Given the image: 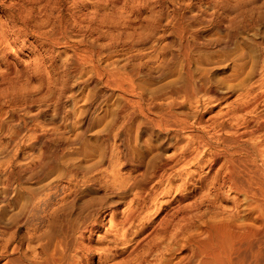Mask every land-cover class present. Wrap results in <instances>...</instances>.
Returning <instances> with one entry per match:
<instances>
[{
	"label": "rangeland",
	"instance_id": "rangeland-1",
	"mask_svg": "<svg viewBox=\"0 0 264 264\" xmlns=\"http://www.w3.org/2000/svg\"><path fill=\"white\" fill-rule=\"evenodd\" d=\"M0 25V264H264V156L198 139L264 150V0H0ZM190 70L214 95L176 92Z\"/></svg>",
	"mask_w": 264,
	"mask_h": 264
},
{
	"label": "bare ground",
	"instance_id": "bare-ground-1",
	"mask_svg": "<svg viewBox=\"0 0 264 264\" xmlns=\"http://www.w3.org/2000/svg\"><path fill=\"white\" fill-rule=\"evenodd\" d=\"M7 27H4V26H1L0 25V51H5L4 50V47H6V45H9L11 42H10V33L8 32V28L6 29ZM190 64V63H189ZM9 68V67H8ZM10 70H12V68H10ZM17 70V68L15 69ZM188 71V70H187ZM17 72V71H16ZM188 82L178 91H176L177 93H180L182 94L184 97L186 98H189V99H198L197 97H199L200 95H207L208 97H210L211 95H214L213 93L211 94L212 90H209L206 89L203 85H200V84H197V81L195 80L194 78V75L192 74L191 70L188 72ZM206 85V84H205ZM179 95V94H178ZM214 97V96H213ZM183 99V98H182ZM201 99V98H200ZM207 99V98H205ZM209 99V98H208ZM212 100V98L210 99ZM174 101L175 98H174ZM193 101V100H192ZM201 101V100H200ZM177 102V101H176ZM233 112L236 113V110H234ZM229 114L232 113V112H228ZM176 117V115H175ZM178 119V118H177ZM186 121V119H185ZM188 122V121H186ZM186 122H184L183 120H180L179 123H182V124H186ZM169 123V122H168ZM178 123V122H177ZM160 126H167V122L164 121V119L160 120L159 123ZM188 125V123H187ZM219 125V129L220 130H224L225 129V124H218ZM169 127V125H168ZM178 127H182V126H178ZM184 127V126H183ZM182 127V128H183ZM188 127V126H187ZM186 128V127H185ZM221 133H224V132H221ZM236 133V132H235ZM241 135V133H240ZM240 135L237 136V138L235 140H230L229 138H227L224 134H221V137H220V140L218 141V145L215 144V141L213 142L212 140H206L205 137H202L204 135H202L200 138L198 137L200 143L202 144H207L208 146L212 147V148H220L222 151V154L226 157H228L229 159H232L233 156L237 153V152H241V153H245V154H248V155H251L252 156V159L255 161L257 159V157L259 156H264V150L262 151V143L263 142H256L254 144H248V145H245V146H239L240 144ZM197 141V140H196ZM199 143V142H198ZM264 158V157H263ZM261 159V158H260ZM257 162V161H256ZM263 164V163H262ZM261 194V193H259ZM264 195V194H263ZM38 207L37 204L34 205V209H36ZM80 220V219H78ZM60 222L58 223V230L63 232L64 235L67 234V232L71 229L73 232H78L80 231V228L79 226L77 227L75 222L69 218V217H64V218H61L59 220ZM82 221V220H81ZM79 223V221H78ZM57 226V225H56ZM82 229V228H81ZM70 231V232H72ZM70 232H69V235H70ZM241 238L242 237H254L256 236L258 233H259V227H248L246 226L245 228H243V230H241ZM81 234V233H80ZM82 235V234H81ZM65 237V236H64ZM67 239V238H66ZM62 240V239H61ZM60 240V241H61ZM63 241V240H62ZM64 242V241H63ZM7 243V242H6ZM62 244V242H61ZM63 246V245H62ZM65 246V245H64ZM63 249V247H62ZM235 249H231L229 250V253H228V257L227 259L226 258H218L219 261H218V264H233V262L231 261V258H230V253L233 252ZM46 251V250H45ZM7 250H3L2 254L1 255H4L6 254ZM237 252V251H236ZM48 253V252H47ZM59 253V252H58ZM57 253V254H58ZM48 255V254H47ZM46 257V255H45ZM71 259V258H70ZM16 260V259H15ZM68 260V259H67ZM77 260V259H76ZM57 261V257L56 256H49V257H46V259L44 260L43 264H54L55 262ZM74 261V260H72ZM36 262V261H35ZM67 262V261H66ZM5 264H17L12 258L9 259ZM30 264V263H28ZM32 264V263H31ZM34 264V263H33ZM37 264V263H36ZM39 264V263H38ZM42 264V262H41ZM57 264V262H56Z\"/></svg>",
	"mask_w": 264,
	"mask_h": 264
}]
</instances>
